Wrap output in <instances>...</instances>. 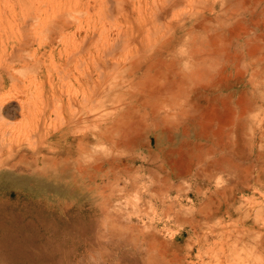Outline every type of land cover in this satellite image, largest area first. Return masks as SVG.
<instances>
[{
	"label": "rangeland",
	"instance_id": "374dc122",
	"mask_svg": "<svg viewBox=\"0 0 264 264\" xmlns=\"http://www.w3.org/2000/svg\"><path fill=\"white\" fill-rule=\"evenodd\" d=\"M1 64L0 264H264V0H0Z\"/></svg>",
	"mask_w": 264,
	"mask_h": 264
},
{
	"label": "bare ground",
	"instance_id": "6f19581e",
	"mask_svg": "<svg viewBox=\"0 0 264 264\" xmlns=\"http://www.w3.org/2000/svg\"><path fill=\"white\" fill-rule=\"evenodd\" d=\"M173 9V8H172ZM162 14V13H161ZM74 18V17H73ZM162 27V26H161ZM64 31V27H61L60 28V30L55 34V37H53V41H52V43H51V45H54V43H57L59 40H60V37H59V35L61 34V32H63ZM61 36V35H60ZM15 45V44H14ZM13 49L15 48V46H13L12 47ZM77 51V50H76ZM109 52V51H108ZM78 53V54H77ZM76 54H75V56H73V58L69 61V63L70 62H72V60H75L76 62H77V60L79 59V54L81 55V53H80V51L79 52H77ZM11 57V56H10ZM78 58V59H77ZM94 59V58H93ZM92 59V60H93ZM78 63H76L75 65H77ZM78 66V65H77ZM117 66V65H116ZM0 67H1V69H3L4 68V66H3V64H1L0 65ZM88 67V70H87V72H86V79H85V81H86V83H87V86H88V89L89 90H94L95 89V80H94V74H93V70H94V68H95V61L93 62H91V63H89V65L87 66ZM85 72V71H84ZM83 78L81 77V75H79V76H77L76 77V81L78 82V84L80 85L81 83H82V80ZM113 81V80H112ZM15 84V83H14ZM2 85V84H1ZM0 85V91H1V89H2V86ZM12 85V84H11ZM89 90H88V92H89ZM96 90H97V88H96ZM93 93H95V92H93ZM90 94V93H89ZM92 96V93L90 94V97ZM96 95H94V97H95ZM88 98V97H87ZM86 98V100H90V99H87ZM94 100V99H93ZM91 101V100H90ZM92 103H94V101L93 102H91V104ZM96 103H97V101H96ZM95 104V103H94ZM93 104V105H94ZM93 105H91L92 107H93ZM90 111V110H89ZM75 112V111H74ZM91 114H93V113H91ZM94 115V114H93ZM0 116H1V114H0ZM94 116H96V115H94ZM2 117V116H1ZM63 117V116H62ZM93 117V116H92ZM92 117H90L89 119H91ZM97 117V116H96ZM95 119V118H94ZM74 120V119H73ZM72 121V120H71ZM76 121V119L74 120V122ZM63 123V122H62ZM94 124V123H93ZM94 126H96V124L94 125ZM89 128V127H88ZM87 128V129H88ZM55 131V130H54ZM94 136V135H93ZM1 141V140H0ZM5 144V143H4ZM18 144V143H17ZM14 145V144H13ZM2 147H4V146H2ZM1 147V148H2ZM13 147V146H12ZM11 148V147H10ZM14 148V147H13ZM0 150H3V148L2 149H0ZM2 155V154H1ZM11 155V154H10ZM15 158V157H14ZM20 200V199H19ZM31 260H33V259H31ZM92 261V260H91ZM97 263V262H96Z\"/></svg>",
	"mask_w": 264,
	"mask_h": 264
}]
</instances>
